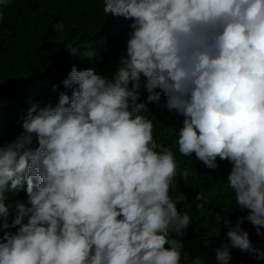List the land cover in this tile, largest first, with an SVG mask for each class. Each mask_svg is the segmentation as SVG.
<instances>
[{"label": "clouds", "instance_id": "clouds-1", "mask_svg": "<svg viewBox=\"0 0 264 264\" xmlns=\"http://www.w3.org/2000/svg\"><path fill=\"white\" fill-rule=\"evenodd\" d=\"M10 3L0 0V22ZM103 4L105 17L131 20L111 75L73 65L62 81L71 95L32 103L14 140L0 134V264H181L184 242L171 234L192 220L177 207L184 193L171 194L179 165L144 114L162 96L184 117L180 155L210 170L228 161L235 206L247 211L234 225L216 214L215 234L222 222L230 242L217 264H231L229 247L264 260L241 227L264 228V0ZM180 174L188 183V169ZM21 190L27 200L15 201L9 223L8 194Z\"/></svg>", "mask_w": 264, "mask_h": 264}, {"label": "trees", "instance_id": "trees-1", "mask_svg": "<svg viewBox=\"0 0 264 264\" xmlns=\"http://www.w3.org/2000/svg\"><path fill=\"white\" fill-rule=\"evenodd\" d=\"M103 0H11L2 8L0 22V134L4 142L14 140L23 132L22 118L32 103L44 107L58 102V93L65 91L62 81L73 65L77 70L92 68L97 74L111 75L115 64L126 47L131 20L123 17L104 16ZM63 28L55 30V24ZM74 47L78 55L66 49ZM92 50L94 59L84 54ZM56 85V89H53ZM147 92L142 90L140 100ZM165 98L148 104L149 113H144L153 121V137L158 144L170 146L176 154L179 165L171 194L175 197L182 191L186 200L180 201L178 210L187 212L192 224L183 236L173 232V238L181 239L185 248L181 264H217L215 251L224 244H230L226 237L227 228L221 222L219 227L216 214L227 217L235 224L237 217L247 215L235 206V194L227 178L231 171L228 161H220L215 170L207 169L196 160L193 153L183 157L178 151L177 138L183 126L182 115L169 111ZM36 140L33 136V146ZM188 169V183L181 171ZM198 194L202 199L197 200ZM26 201L25 191L9 193L6 203H12L8 222L16 215L15 201ZM206 201V202H205ZM202 205V206H197ZM241 227L249 233L252 246L264 250V228L257 235L256 228L245 221ZM4 231L14 233L16 228ZM231 264H264L255 259L254 254L241 252L229 247Z\"/></svg>", "mask_w": 264, "mask_h": 264}]
</instances>
